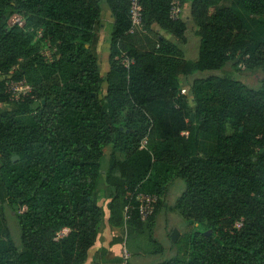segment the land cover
<instances>
[{"label": "trees", "instance_id": "obj_1", "mask_svg": "<svg viewBox=\"0 0 264 264\" xmlns=\"http://www.w3.org/2000/svg\"><path fill=\"white\" fill-rule=\"evenodd\" d=\"M106 1L114 24L102 76L92 47L103 0H0V264H86L106 217L104 172L110 227L147 229L151 240L167 184L184 180L176 207L189 230L157 264H264V80L253 89L235 76L208 75L182 93L190 77L229 64L238 74L264 72V0H179L198 29L196 60L179 45L188 28L171 19L173 0H140L142 29L133 28L128 0ZM13 16L24 28L10 25ZM123 55L134 61L128 68ZM9 80H26L32 93L12 100ZM150 177L163 182L154 215L142 222L134 209L126 220ZM98 252L104 262L107 249Z\"/></svg>", "mask_w": 264, "mask_h": 264}, {"label": "rangeland", "instance_id": "obj_2", "mask_svg": "<svg viewBox=\"0 0 264 264\" xmlns=\"http://www.w3.org/2000/svg\"><path fill=\"white\" fill-rule=\"evenodd\" d=\"M184 19L187 23V39L188 43L183 45L179 44L180 47L185 51V55L188 59H193L199 55L200 38L197 35V27L189 18L190 6L184 8ZM18 16H13L10 19V25L13 26L17 23ZM114 17L107 4L106 0H103V11L100 20V28L98 32V41L93 45L92 50L99 59L102 76H105L110 69L109 57H110V40L113 31ZM164 32H162L163 34ZM169 39L177 43L176 38L169 37ZM91 49V46H88ZM42 53L48 62H51L52 57L55 54L54 49L45 43L43 45ZM208 75H225L235 76L241 79L250 88L258 89L264 80V72L260 69L256 70H244L239 74L236 73L233 64H229L224 71L208 74H198L190 77L184 84V90H186L195 79L207 77ZM107 85L104 84L101 92V97L106 93ZM112 155V148H108L105 151V160L102 162L103 170L106 171L109 167V161ZM119 160H124L125 155L120 153L117 155ZM163 186V182L156 178L150 177L147 179L141 188L148 193H158ZM185 182L181 176H173L170 182L167 184V188L164 190V194L161 197L163 202L161 213L157 219L154 231L153 240L150 239L147 229L142 234H131L126 230H119L117 234H110V225L108 224L109 219V195L111 194L110 188L106 184L105 172L101 174L99 178V192L101 198L99 204L103 207L106 213L104 219L102 231L99 237V247L106 246L107 253L104 256V262L101 259H97L96 256L93 260H90V264H117L114 263V259L120 258L124 262V257L128 256V264H157L163 262L166 259H170L176 253L175 243L172 242L171 236L175 229L179 232L178 240L181 236L189 229L186 224V219L178 211L176 204L183 192L185 191ZM158 191V192H157ZM26 209L20 210L24 212ZM5 217L7 220L8 227L11 235L18 246H21V235L20 229L17 223V215L13 210L8 207L5 211ZM149 224H147L148 226ZM69 233V230H64L60 236H65ZM119 241V246H112L113 243ZM98 247V246H97ZM115 247V248H114ZM114 248V249H113ZM103 249V248H101ZM100 249V250H101ZM113 249V250H112ZM116 249V250H115ZM99 250V251H100ZM100 253V252H98ZM123 264V263H122Z\"/></svg>", "mask_w": 264, "mask_h": 264}, {"label": "built area", "instance_id": "obj_3", "mask_svg": "<svg viewBox=\"0 0 264 264\" xmlns=\"http://www.w3.org/2000/svg\"><path fill=\"white\" fill-rule=\"evenodd\" d=\"M130 3V19L134 29H142L143 22V8L140 0H128ZM184 9L179 0H173L172 10H171V19L174 21L184 19ZM19 17V16H18ZM14 25H19L24 28L25 23L22 18H18L17 23ZM42 35L40 34V38ZM48 62V61H47ZM53 62V57L51 59ZM49 62V63H51ZM121 62L125 67H129L134 61H130L124 55L121 57ZM7 93L10 95L12 100H22L23 97L29 96L33 87L27 83L26 80L14 81L9 80L6 82ZM183 94H186V90H183ZM146 140L143 142V145H146ZM132 197H135L136 206H130L125 211L126 220L130 219V211L136 210L142 220V222H148V220L154 215L156 207L160 201V198L156 194L152 193H143L137 192ZM128 264V256L124 257V263Z\"/></svg>", "mask_w": 264, "mask_h": 264}, {"label": "crops", "instance_id": "obj_4", "mask_svg": "<svg viewBox=\"0 0 264 264\" xmlns=\"http://www.w3.org/2000/svg\"><path fill=\"white\" fill-rule=\"evenodd\" d=\"M198 58V55L193 58V59H190V60H196ZM120 229L118 228H110V234H117V232L119 231ZM99 241V239H98ZM98 246V247H97ZM117 246V245H116ZM119 246V245H118ZM101 248H106V246H102V247H99V242H97L96 246L94 248H92L90 251H89V254H88V260L86 262V264H90V260H93L96 256V254L98 253V251L101 249ZM115 248V247H114ZM113 248V249H114ZM112 249V250H113ZM116 250V249H115Z\"/></svg>", "mask_w": 264, "mask_h": 264}, {"label": "water", "instance_id": "obj_5", "mask_svg": "<svg viewBox=\"0 0 264 264\" xmlns=\"http://www.w3.org/2000/svg\"><path fill=\"white\" fill-rule=\"evenodd\" d=\"M17 159H18V158H15L14 160L16 161ZM209 234H212V233H209ZM178 237H179V232H178L177 229H175V230L173 231V233H172L171 239H172V241H173L174 243H176L177 240H178Z\"/></svg>", "mask_w": 264, "mask_h": 264}]
</instances>
